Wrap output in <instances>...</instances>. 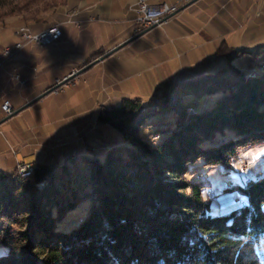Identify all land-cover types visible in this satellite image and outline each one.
<instances>
[{"label":"trees","instance_id":"trees-1","mask_svg":"<svg viewBox=\"0 0 264 264\" xmlns=\"http://www.w3.org/2000/svg\"><path fill=\"white\" fill-rule=\"evenodd\" d=\"M263 38L225 39L198 78L102 109L75 151L46 144L26 176L0 166V264H264L263 171L224 186L192 173L220 177L255 146L264 158V69L234 62ZM189 90L204 108L189 110ZM228 191L244 204L223 210Z\"/></svg>","mask_w":264,"mask_h":264},{"label":"crops","instance_id":"crops-1","mask_svg":"<svg viewBox=\"0 0 264 264\" xmlns=\"http://www.w3.org/2000/svg\"><path fill=\"white\" fill-rule=\"evenodd\" d=\"M166 1L172 5L178 4L179 7L187 3L186 0ZM135 2L137 0H79L78 9L80 13L76 16V19L78 21L82 20V24L78 25L76 22L68 21L67 15L69 16V14L66 12V16L61 20L62 24H64L62 26L64 28L61 38L47 46L39 45V48L34 46L33 50H31V45L37 44L27 43L23 48L15 50L11 56L7 57L0 67V121L8 115L2 107L6 100L11 101L13 110L16 111L29 100L56 85L58 79L65 78L73 71L84 67L90 61L139 33L140 25L136 19L137 13L132 9L136 4ZM102 21H106L108 28L111 27L110 25H114V32L105 33L102 30V24L104 23ZM112 22L118 23V25L112 24ZM110 30L112 29L109 28L108 31ZM101 31L104 34H108V37L104 38L103 41H99L102 47L94 39L95 36H99V32ZM261 31L264 32V0H199L183 8L176 15L84 71L76 77L72 86H69L65 91L60 93L68 98L70 102L74 98L86 100L88 99L89 91L97 87L101 90L104 84L106 85V78L109 75L116 77V83L119 76L116 68L122 67V71L125 74L127 73L126 79L133 80V78H130V75L137 74L140 80L139 87L134 88L133 93L123 92V94H127L125 96L130 97L148 95L151 94L152 86L167 85L172 80L180 79L182 71L186 72L184 68L181 71L177 69L175 75H172L170 73L172 66L167 62L165 63L166 72L156 73L154 70L159 66L155 63L148 64L141 58L143 55H147L146 57L148 55L151 56L153 48L159 49L158 44L164 52H168L166 49L171 43L168 41H165V43L161 42L166 39V36L174 39L179 53L185 51L189 53L195 46H201L206 47L210 54H213L212 52L214 50L217 51L225 39L229 43L241 47L244 45V36ZM20 39V35L16 31H13L0 44V51L7 45L13 46ZM137 47H139V54L130 51L135 52V48ZM140 48H143L145 54ZM181 63L184 64L182 61ZM60 67L61 72L58 71L53 76L51 69L55 68L58 70ZM16 74H19V77ZM23 80H26V83H23ZM120 80L119 84H122V79ZM50 94H47L48 97ZM47 95L43 98L46 99ZM52 96L53 94L50 95V97ZM41 99L13 115L12 117H15L12 120H10L11 117L0 122V160L2 162H0V166H10L14 164L16 157L20 158L17 150L15 152L17 155H12L11 157L3 152L5 146L7 150L9 148L8 142L1 138L2 132H6L3 128L16 121L18 117L23 116L28 117V121L34 124L35 119L32 111L40 103ZM61 106L55 105V108L58 111H62V116L72 115L73 111H76L74 107L67 106L66 108H60ZM37 112L39 114L41 109L38 108ZM62 120L65 119L63 118ZM22 127V132L26 131L28 133L29 130H24L23 122ZM86 127V129H81L78 133L80 137L77 139L78 143L83 139V132L91 128L92 125H87ZM62 130L64 131L63 137H60L61 139L58 141L54 140L56 142L55 147H76L71 140L75 137L70 135L69 125H62L59 131ZM20 134L22 137L14 134V141L16 143L12 146H15L16 149H22L24 145L26 148L30 147L31 144L29 145V142L31 141L38 142L32 145L31 152H33L34 156L39 149L46 146V143L42 142V140L48 141L46 137L43 138L38 135L30 136L28 133L26 136L22 135V133ZM8 152H10V149ZM24 159L27 160L26 158Z\"/></svg>","mask_w":264,"mask_h":264},{"label":"rangeland","instance_id":"rangeland-1","mask_svg":"<svg viewBox=\"0 0 264 264\" xmlns=\"http://www.w3.org/2000/svg\"><path fill=\"white\" fill-rule=\"evenodd\" d=\"M78 2L79 0H0V44H2L5 41L6 36L8 34H11L13 31H16L18 33V29L23 25H28L33 31H40L44 28H47L57 23H60L61 26H64L61 20L66 16L65 13L67 12L68 14H71L73 10L78 9ZM67 17L69 18L68 15ZM80 21L78 22L82 24ZM102 22H104L102 24L103 26L102 30L105 33L106 32L111 33V31L112 33L114 32L113 30L114 25H110L111 27L109 28L112 30L108 31L109 28L106 25V21H102ZM33 24L39 27L34 28ZM112 24L118 25V23H113V22ZM103 31L99 32V36H95L94 38L98 44L100 43L99 41H103L104 38L108 37V34H104ZM168 37L169 36H166V39L161 41L163 43H165V41L171 43V45L168 46L166 49L168 52H164V50H162V47L158 44L159 49L156 50L153 48L151 56L148 55V57H146L147 55H143V57H141L146 63L148 64L155 63L159 66L158 68H155L154 72L156 73L166 72L165 63L167 62L172 66L170 70V73L172 75H175L177 69L178 71H181L184 68L187 73H192L198 78V76H200L202 73L208 71L209 66H211L213 63L212 55L215 54L216 52L215 50L214 52H212L213 54H210V52L207 50L206 47L195 46L193 49L191 48L192 51L189 53L188 51L179 53L177 44H175L174 39ZM228 40L230 41V39ZM92 41L94 42V40ZM34 46L39 48V45L38 46L31 45V50H33L32 48ZM135 49H136L135 52H133L130 49L129 50L132 53L139 54V47ZM140 50L145 54L143 48H140ZM258 51L260 53L258 55L256 53L248 52L246 53L245 56L237 57L234 61L235 64L240 68H242L243 70H247V71L250 70L251 76L254 75L256 72L260 71V69H264V46H262L261 50L259 49ZM181 61L184 62V64H182ZM56 70L57 69L55 68L51 69V74L53 76L56 75L58 71L61 72V67L58 68L57 71ZM116 70L117 73H119L117 82L115 83L116 81L115 76L109 75L106 78V85L104 84L101 90H99V88L97 87L94 88L92 91L88 92V99L79 100V98H74L70 102L68 98H66L65 96L62 95V93H60L65 91L69 86H72L74 84V81L76 80V78H74L73 80L60 86L56 91L51 92L50 95L53 94L52 97H50V95L48 97L47 95L46 99L42 98L40 103H38L34 107L35 109L32 111L35 119L34 124H31L28 121V117L26 118L25 116H23V117H18L16 121H13L10 125L3 128L6 132L5 133L2 132L1 138L5 139L8 142V146H9L8 150L10 149V152H8L7 147L5 146L3 152L7 153L9 157H11L12 155L13 156L17 154L19 155L21 159L16 157L14 160L16 164L15 163L14 164L17 165L21 174L23 175L28 174L22 169V166L24 165L28 166L26 167L27 168L26 171L31 172L33 170V169L30 170L29 167L30 165H33L34 168L35 165L34 159H36V156H34L33 152H31L33 148L32 145L37 144L38 142L31 141L29 142V145L31 144L30 147L26 148L24 145L22 149L19 148L16 149L15 146H12L16 143L14 141V136H15L14 134H18L19 137H22L20 133L26 136L29 133L30 136L38 135L43 138L46 137L48 141L45 142L42 140V142L50 146L53 145L56 146L55 141L61 139L63 137L62 135L64 134V131L63 130L59 131V128L62 125H69L71 131L70 135L72 137H75L72 138L71 140L74 143V145L77 146L79 144L77 139L80 138L78 133L80 132L81 129H86L87 125H92L93 128L103 123L101 120H99L98 117L102 109L104 108L106 109L107 107L110 108L120 104L123 98L125 97L135 98L138 96L134 94L135 96L130 97V96H125L127 94H123V92L133 93L132 92L133 89L139 87L140 80L138 75L137 74L130 75V78H133V80H130L125 78L127 73L125 74L122 71V67H117ZM183 72L184 71H182L181 73ZM62 79L63 78L58 79L57 83L62 81ZM120 79H122L123 82L122 84H119L121 81ZM160 86H152L151 94L144 95L142 97H144L146 100L155 98L156 95L161 93L166 88L165 84H162ZM189 92L190 93H187L185 95L183 92H181L183 94L182 101H184L186 105L192 103V107L190 106L189 110L195 111V109L204 108L205 104L208 101V97L206 95L198 96L192 90H189ZM55 105H62L60 108H66L67 106L74 107L76 108V111H73L72 115L62 116L63 115L61 114L62 111L61 110L58 111V109L55 108ZM38 108L41 109V112L39 114L37 112ZM14 117H12L10 120H12ZM63 118L65 120H62ZM22 122L24 124V130L25 129L27 131L29 130L28 133L26 131L24 133L22 132L23 131ZM100 139L101 141L104 142L106 137L102 136L100 137ZM73 149L75 151L76 147H73ZM16 150H17V154H15ZM24 158H26L27 160H25ZM234 164L235 167L229 173H226L220 177H217V175H220L223 172L222 168H214L213 170L210 168L208 169L204 165H202L201 162L196 169H193L192 173H194L193 176L197 179L217 178L218 183L221 184L222 186H224L225 184L231 185L234 180H240L241 182H245L248 177H253L257 175V173L258 175H261L262 171L264 173V158L260 157V146H255L245 150L242 149L235 156ZM222 190L223 188L219 189V191ZM241 199L242 198L239 195L233 194L230 191L225 192L222 195V197L219 198L221 202L223 203L226 202L229 204H233L232 202L238 201L235 204H233L236 205L234 208L240 206L241 204H244V202L241 201Z\"/></svg>","mask_w":264,"mask_h":264},{"label":"built area","instance_id":"built-area-1","mask_svg":"<svg viewBox=\"0 0 264 264\" xmlns=\"http://www.w3.org/2000/svg\"><path fill=\"white\" fill-rule=\"evenodd\" d=\"M190 1V0H186ZM137 13V22L140 25L139 30L151 27L156 24H161V20L167 15L176 12L179 9L178 4H169L166 0H137L136 4L132 7ZM80 13L79 9L73 10L69 14L70 22L80 23L76 19V16ZM75 19V20H74ZM80 21V20H79ZM81 22V21H80ZM21 39L17 41L13 46L7 45L0 51V67L3 65L7 57L11 56L15 50L23 48L27 43H35L40 46H47L57 41L63 35V28L60 23L53 24L40 31H33L31 28H24L22 31H18ZM19 77V74H16ZM25 83V80L22 81ZM3 109L8 113H13V106L10 100H6L3 105ZM27 165L22 166L25 171Z\"/></svg>","mask_w":264,"mask_h":264},{"label":"water","instance_id":"water-1","mask_svg":"<svg viewBox=\"0 0 264 264\" xmlns=\"http://www.w3.org/2000/svg\"><path fill=\"white\" fill-rule=\"evenodd\" d=\"M199 0H190L187 1V3L181 7H179V9L172 13L167 15L165 18H163L161 20V23H163L164 21L168 20L170 17L176 15L180 10H182L183 8L197 2ZM159 24L153 25L151 27H148L142 31H140L139 33H137L135 36H133L132 38L128 39L127 41L121 43L120 45L116 46L115 48L111 49L108 52H105L104 54L100 55L99 57L95 58L94 60L90 61L87 65H85L84 67L73 71L71 74H69L68 76H66L65 78L62 79V81H60L59 83H57L56 85H54L53 87H51L50 89H48L47 91L43 92L42 94L36 96L35 98L29 100L27 103H25L22 107H20L19 109H17L16 111H13V113L8 114L4 119H2L0 122H3L4 120H7L9 118H11L13 115H15L16 113H18L19 111L25 109L26 107L30 106L31 104H33L34 102H36L37 100L43 98L44 96H46L47 94L56 91L60 86L66 84L67 82L73 80L74 78L78 77L79 75H81L84 71L90 69L91 67H93L94 65L98 64L99 62L103 61L104 59H106L108 56L112 55L113 53H115L117 50H119L120 48H122L123 46H125L126 44H128L129 42L133 41L134 39L138 38L139 36L147 33L148 31H150L151 29H153L154 27L158 26ZM89 129V128H88ZM88 131V130H87ZM85 131V132H87ZM84 133V132H83ZM83 136V135H82Z\"/></svg>","mask_w":264,"mask_h":264},{"label":"bare ground","instance_id":"bare-ground-1","mask_svg":"<svg viewBox=\"0 0 264 264\" xmlns=\"http://www.w3.org/2000/svg\"><path fill=\"white\" fill-rule=\"evenodd\" d=\"M24 28H30L28 25H23V26H21L19 29H18V31H22V29H24ZM26 167H28V166H26ZM30 167V170L31 169H33V165H30L29 166ZM27 169V168H26ZM26 169H25V172H27L28 174L30 173V171L28 172V171H26ZM26 176V175H25ZM43 185V184H42ZM236 202H238V201H235V202H232V203H236ZM225 205H229V203H226V204H224L223 206H225Z\"/></svg>","mask_w":264,"mask_h":264}]
</instances>
